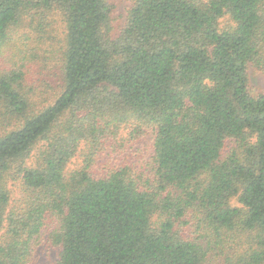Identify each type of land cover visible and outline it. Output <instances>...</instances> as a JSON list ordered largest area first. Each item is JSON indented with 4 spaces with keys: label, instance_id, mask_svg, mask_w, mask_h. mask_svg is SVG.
I'll list each match as a JSON object with an SVG mask.
<instances>
[{
    "label": "trees",
    "instance_id": "trees-1",
    "mask_svg": "<svg viewBox=\"0 0 264 264\" xmlns=\"http://www.w3.org/2000/svg\"><path fill=\"white\" fill-rule=\"evenodd\" d=\"M130 1L112 34L108 0H0V264H28L52 217L56 264H204L214 248L264 264V92L247 85L248 64L264 69V0ZM57 22L51 100L8 45L14 26ZM122 126L129 143L152 134L151 177L94 170ZM80 142L84 166L67 175ZM189 216L201 241L175 230Z\"/></svg>",
    "mask_w": 264,
    "mask_h": 264
},
{
    "label": "rangeland",
    "instance_id": "rangeland-1",
    "mask_svg": "<svg viewBox=\"0 0 264 264\" xmlns=\"http://www.w3.org/2000/svg\"><path fill=\"white\" fill-rule=\"evenodd\" d=\"M112 7L111 25L112 34H117L123 28L127 19L128 10L132 4L130 0H108ZM36 23L30 26H14L10 31L9 38L12 40L8 45L12 54L16 55L19 65H24L27 74V85L39 86L38 92L44 96H49L54 100L63 89L62 79V56L65 49V30L60 22L55 23L54 27L38 28ZM247 85L252 91L264 92V69L254 65L247 66ZM129 128H119L117 135L110 140L105 151L96 156L95 169L99 172L101 168L113 165L115 162L128 164L138 174L151 177L152 174V134H147L134 142H128ZM231 142H228L223 150L229 152ZM41 145L36 147V150ZM88 150L85 142H80L76 154L70 159L66 166V173L81 169L84 166L85 154ZM35 153V152H34ZM34 155V154H33ZM31 163L33 160L31 159ZM8 189L10 194V207L17 206L22 198V187L20 182H9ZM153 183L151 184V187ZM50 219L48 226L41 231L39 239L33 244V253L28 264H56L61 251L60 246H56L50 240L51 232L57 229L58 218ZM182 225L176 223L175 230L189 240L201 241L200 237L204 234L203 230L197 228V223L190 216L181 219ZM1 230V229H0ZM3 230L0 231V236ZM204 264H223V255L219 249L214 248L208 254Z\"/></svg>",
    "mask_w": 264,
    "mask_h": 264
}]
</instances>
